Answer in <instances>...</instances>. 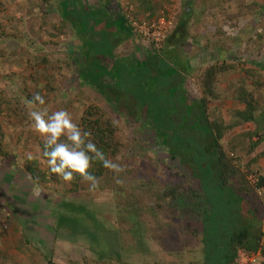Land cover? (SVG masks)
<instances>
[{
  "label": "rangeland",
  "instance_id": "1",
  "mask_svg": "<svg viewBox=\"0 0 264 264\" xmlns=\"http://www.w3.org/2000/svg\"><path fill=\"white\" fill-rule=\"evenodd\" d=\"M58 1L0 0V264H98L97 249L120 253L121 264H196L203 233L195 236L187 227L200 223L205 196L184 163L172 157L170 146L158 136H164L161 133L167 129L177 132L183 124L157 125L155 114H147L148 105L133 108L130 90L122 87L117 96L124 100L117 103L116 93L112 96L88 83L85 77L90 71H83L81 47L87 44L89 48V42L96 46L99 41L90 30L85 32L64 18ZM119 2L127 15L133 11L139 27L150 26L160 17L179 21L184 11L192 9L188 35L177 48L180 58L188 62L184 89L190 97L204 100L209 120L223 134L219 141L227 180L241 194L249 191L248 208L256 217L255 224L264 230V0ZM102 29L98 32L107 36L115 25L106 33ZM125 42L121 54L130 57L143 59L158 51L138 30ZM98 47L95 58L89 55L93 46L84 51H88L86 67L96 59L112 68L116 56L106 60L110 56L105 46ZM123 68L115 70L117 76ZM116 78L105 81L112 85ZM148 83L151 81L146 78L145 90ZM167 90L168 103H175L172 88ZM28 93L44 97L45 105L36 104L37 110L46 107L49 114L67 110L77 124L90 107L101 109L104 123L114 126L119 145L115 163L122 171L108 170L94 188L80 175L71 182L62 178L34 181L25 164L29 157L44 161L43 139L29 120ZM162 103L165 114L170 106L166 100ZM89 115L92 119L95 110ZM179 117L184 122L176 113L175 123ZM185 175L187 188L182 187V192L167 202V183ZM74 181L79 186L73 190ZM62 200L85 206L86 218L76 235L57 224ZM133 210L144 236L139 245L132 234L136 227L130 216ZM190 216L195 218L181 223L179 217ZM92 231L99 232V243L92 239ZM235 264H264V255L260 250L241 248Z\"/></svg>",
  "mask_w": 264,
  "mask_h": 264
},
{
  "label": "trees",
  "instance_id": "2",
  "mask_svg": "<svg viewBox=\"0 0 264 264\" xmlns=\"http://www.w3.org/2000/svg\"><path fill=\"white\" fill-rule=\"evenodd\" d=\"M59 4L63 8L64 18H68L71 22L77 24L78 21L80 24V22L86 20L84 15L80 13L82 9L78 7L77 0L76 2L72 0H60L58 1V5ZM103 5L116 8V26L114 31H116L117 34H112V37L116 36L115 42L114 38H110L101 44L105 46V53L111 58L119 42L132 37L136 34L137 30L139 32L142 31L139 25L135 24L137 19H134L133 11H131L132 17L127 15L126 12L124 13V9H122L123 6H121L119 0H107V3L104 2L102 6ZM52 7H54V5H52ZM190 12L191 11L187 10L184 11L179 21H173L175 28L169 30L167 38L162 46L158 47L154 41L148 40L151 46L161 51V53L155 51L153 53H148L143 59L137 57L136 59H127V62H125L123 66H121L120 64L122 63L119 62L117 67L124 68L122 69V73L119 72V75H116L115 85L108 84V90L110 91L109 94L112 96L113 94L111 92L122 93V87L130 90V95L134 98L132 104L134 106L133 108L137 109L138 107L148 105L147 114H155L156 124L160 122L163 126L167 124V126L171 125V127L183 124V127L177 132L171 133L170 129H167L161 133L164 134V136H160L157 131L156 133L165 144L170 146L172 157H179L184 163L183 166L185 170L192 175L194 180H197L198 185L203 191V196H205L203 198L205 208L202 209L200 213V223L197 225L190 224L187 227V232L195 234V236H198L201 232L203 233V236L199 238L202 251L200 255H197L196 264H235L237 253L241 248L250 252H258L260 250V253L264 255V244H261L264 239V230L255 224L256 217L252 214V210L248 208V206H250L249 191L241 194V192L237 190V187H232L227 180V163L223 161L224 154L219 141L223 134L219 132L220 130L218 127L215 129V126H213L209 120L206 106L203 102L204 100L190 97L184 89L183 83L189 72L188 62L180 58L177 48L184 42L186 39L185 37L188 35L187 25L189 17L191 16ZM88 14L90 17L94 18L90 12ZM96 18H94V21L97 20ZM100 22L101 20L98 23ZM108 36L110 35L108 34L107 37ZM89 45L90 47H94L95 43L91 44V42H89ZM98 51L99 49L97 48L92 49L89 55L91 57L94 53L98 55ZM83 54L88 56V51ZM109 58L106 60H109ZM115 62L117 63L118 60H115ZM94 64L95 63H92L91 60L90 67H83V71L85 72V70L88 69L90 74L86 72L87 76L85 75V78L90 81L88 83H91L92 86H98L100 83H103V78L99 79L98 82L96 81L97 78L92 77L91 67H93ZM104 75L105 74L102 76ZM210 75L212 74L210 73ZM110 77L112 79L115 78L114 75H110ZM146 78L151 81V84H147L149 86L148 90L144 89ZM123 84H125V86ZM135 88L138 90H134ZM159 88H164L162 90L163 92H168L167 88H172V92L174 93L172 95L174 97L176 96V102L169 104V92L168 95L167 93H162L160 95V92H157ZM132 92L135 93L132 94ZM30 95L31 94H29L28 97L32 100L33 97ZM115 95L117 96L118 94ZM116 96H114V98L117 103L118 101L124 100ZM17 98L18 96H16L15 99ZM163 100H166V104L170 106L165 114V108L162 103ZM128 107H130V105H128ZM91 110H95V116L92 119H90L91 117L89 115ZM89 112L81 119L78 125L83 130L91 133L90 139L104 152L107 158L115 163V156L119 151V145L114 138V126L111 122L104 123V115L98 107H90ZM176 113L178 116L183 117L184 122L180 117L177 123L174 122ZM91 114L94 115L93 112H91ZM157 125H154V127ZM185 127L187 128L186 130L184 129ZM184 131H188V134H185ZM40 148L44 161L38 158L28 159L25 164L27 173L37 182H43L46 179L51 181L60 179L48 169L46 163L47 158L44 156V142L40 143ZM108 170L109 169L104 168L100 162L92 163L89 169L97 178L102 177ZM76 175L79 174H74V177ZM187 182L189 181L185 175L179 176L173 183H167L164 191L165 198H167L166 201L168 202L170 199L173 200L179 192H182V187L186 189L187 187L184 185ZM77 186L79 185L75 182L72 189H76ZM84 211H86L85 206L75 203L74 201L62 200L58 209L59 214L57 215L60 217L57 221L59 228L66 227L67 230L71 233L73 232L74 235L81 232L79 230L81 227L80 222L86 218V216L83 215ZM135 211L136 210H133L130 215L133 217V223L136 224L132 234L136 236L135 238L138 240L137 243L139 245L142 243L144 236L141 230V224L139 225L134 218ZM88 214L91 215V213ZM81 215L82 217L79 219ZM92 217L97 221L96 215ZM179 218L182 224H187L190 222L191 218H195V216H190L186 219L182 217ZM95 227L98 229L97 223ZM56 228L53 229L55 230ZM94 231H92L90 235L96 243H99L97 237L99 232L93 233ZM97 250L99 251L96 257L98 264L122 263V255L120 253L106 252L104 249ZM142 251H147L145 246Z\"/></svg>",
  "mask_w": 264,
  "mask_h": 264
},
{
  "label": "clouds",
  "instance_id": "3",
  "mask_svg": "<svg viewBox=\"0 0 264 264\" xmlns=\"http://www.w3.org/2000/svg\"><path fill=\"white\" fill-rule=\"evenodd\" d=\"M161 18H164L168 23V31L175 28L173 19L168 20L165 17L159 19ZM86 29H84L85 32L88 31ZM93 57L94 55H92ZM36 104L45 105V99L42 95L36 94L29 101L31 110L28 116L33 130L40 134L43 139L44 156L47 158L46 163L51 173L56 174L65 182L73 181L74 174H79L94 188L99 181L89 171L92 163L100 162L104 168L113 172L122 171V168L107 158L104 152L90 139L91 133L73 122L69 111L61 109L49 114L46 107L37 110Z\"/></svg>",
  "mask_w": 264,
  "mask_h": 264
},
{
  "label": "crops",
  "instance_id": "4",
  "mask_svg": "<svg viewBox=\"0 0 264 264\" xmlns=\"http://www.w3.org/2000/svg\"><path fill=\"white\" fill-rule=\"evenodd\" d=\"M78 2V7L80 9H82V12L80 11V13L82 15H84L85 20H83V22H80L79 24V21H78V27L81 28L82 30H84L85 28H87L88 30H90V33H93V35H96L97 39L96 41H99V44L94 46L93 49H96L95 47L98 48L99 45H101L103 42H105L107 39H110V38H114V42H115V37H112V34L113 35H116L117 32L116 31H113L111 33H106L108 32L107 30H109V28L111 27L112 24H114L116 26V17H115V7L114 8H111L109 5H103L102 4L104 2L107 3V0L105 1H100L99 0V4H97V1L95 3V0H77ZM80 5V6H79ZM189 11H191L192 9H188ZM187 10V11H188ZM91 13V15L94 16V18H96L97 20L94 21V18L93 17H90V15L88 13ZM88 14V15H87ZM98 14V16L96 15ZM101 20L100 23H98L99 21ZM102 28H104V31L106 33V35H110V36H104L102 35V33L98 32V30H103ZM126 40L122 41V42H119V44L117 45V47L114 49V53H113V56L115 55L116 56V60H118L119 62H121L122 64H124L125 62H127V59H136V57L140 58L142 56H133V57H130L128 56L127 54H121L125 49L124 48V44H126ZM125 42V43H124ZM89 44V43H88ZM88 48V45L86 44L85 46H82L81 47V52H82V67H86V59L84 58L85 57V54L84 51L87 50ZM118 50V51H117ZM120 53V54H118ZM125 53V52H124ZM95 58V57H93ZM111 59V58H109ZM96 59H93L92 60V63H95L93 67H91V72H92V77L93 78H97L96 81L99 82V79L103 78V83L99 84L97 86V90H101L102 92H104L103 90L105 89V91L109 94L110 91L108 90V83L106 81H108V78L109 79H112L110 77V75H114L116 76L117 73H115L116 71L115 70H118L119 67H117L116 69H114L113 71L107 67L106 65H101L99 64L100 62L97 60L95 61ZM89 61V60H88ZM91 63V62H90ZM90 63H89V66H90ZM88 64V63H87ZM115 66H117V63L114 61V68ZM111 72V73H110ZM110 73V75H109ZM103 74H105L104 76H102ZM107 78V79H106ZM106 80V81H105ZM107 85V86H106ZM112 85H115V82L112 84ZM164 88H161V90H163ZM157 92H161V91H157ZM165 92V91H164ZM113 95L115 93L111 92ZM167 93V92H166ZM118 94V93H116ZM117 97V96H116ZM133 96L131 95V98ZM176 97V96H175ZM175 97H173L172 99H174ZM122 98V97H121Z\"/></svg>",
  "mask_w": 264,
  "mask_h": 264
},
{
  "label": "built area",
  "instance_id": "5",
  "mask_svg": "<svg viewBox=\"0 0 264 264\" xmlns=\"http://www.w3.org/2000/svg\"><path fill=\"white\" fill-rule=\"evenodd\" d=\"M138 25L137 22H135ZM168 23L164 18L154 21L150 26H140V30L145 33L149 41H154L158 47L163 45L168 35Z\"/></svg>",
  "mask_w": 264,
  "mask_h": 264
}]
</instances>
